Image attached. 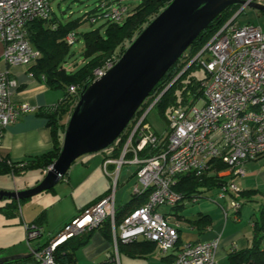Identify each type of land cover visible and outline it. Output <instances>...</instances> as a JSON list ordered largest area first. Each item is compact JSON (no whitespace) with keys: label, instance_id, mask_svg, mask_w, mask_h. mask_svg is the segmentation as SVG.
<instances>
[{"label":"built area","instance_id":"1","mask_svg":"<svg viewBox=\"0 0 264 264\" xmlns=\"http://www.w3.org/2000/svg\"><path fill=\"white\" fill-rule=\"evenodd\" d=\"M51 1L0 0V41L3 44L0 129L15 122L21 114L35 110L27 102L12 101V93L19 83L10 76L9 68L30 65L41 56L40 50L29 41L27 26L37 19H50ZM98 6L99 11L89 14L91 23L120 22L129 12L125 0H101ZM245 6L248 3L241 5L195 57L206 74L199 83L197 95L170 111L167 132H156L147 121L160 95L140 117L134 116L130 121L120 155L106 156L103 161L104 171L115 177L113 188L105 196L83 209L43 244L36 242L43 236L44 225L25 223L27 244L40 264H60L55 253L61 244L97 228L107 218L111 224L112 250L107 252L103 264H120L119 244L140 239L154 242L161 256L174 252L167 264L217 263L215 251L219 238L179 243V223L173 220L172 214L160 213L158 207L175 206L183 200V195L174 190L180 175L191 173L201 177L210 172L215 160L226 165L218 172L220 178H226L218 194L220 200L226 201L225 205L221 204L224 218H238L241 189L233 178L244 177L245 163L264 154V31L251 23H235ZM77 39L75 31L66 36L69 44ZM116 62L108 61L95 69L94 80ZM77 90V86L69 87L70 93ZM126 163L137 165L133 194L147 193L148 200L119 220L115 204L116 180ZM110 165H114L115 176L113 171L109 172Z\"/></svg>","mask_w":264,"mask_h":264},{"label":"trees","instance_id":"2","mask_svg":"<svg viewBox=\"0 0 264 264\" xmlns=\"http://www.w3.org/2000/svg\"><path fill=\"white\" fill-rule=\"evenodd\" d=\"M100 1L101 0H99V2ZM131 1L132 0H125L129 12L123 23L104 21L102 23L106 25L105 33H101L98 27L82 34L84 40V47L81 54L83 63L76 68H69L70 65H68L69 61L67 58L73 56L75 51L71 50L72 44L66 41V36L72 31L76 32V27L84 20H89V14L99 11L98 4L93 9L85 12L81 17L66 23L53 18L51 14L49 20L37 19L28 24L27 32L29 41L41 52V56L38 60L30 64L32 74L38 79L44 80L51 87L62 90L63 95L56 105L40 108L37 111L39 115L47 118V125L51 129L53 136V148L44 153L16 162L11 161L8 157L2 158L0 159V173H7L14 177L30 169L46 170L50 167L60 153L68 117L79 100L81 93L93 81L95 69L102 67L108 61H117L148 23L172 0H140L137 5H131ZM240 7V4L230 5L200 33L183 53L181 58L178 59L154 87L150 95L136 112V118L140 117L159 95V100L155 106L159 107L160 113L166 116V118L167 114L169 116L173 108L189 102L192 95H197L199 83L202 78H198L196 75H190L193 69L200 67V64L194 63L197 62L195 57L211 37L234 16ZM72 64L77 65L75 63ZM185 66L188 68L182 72ZM180 72H182L180 77L174 80ZM70 86H77V92L70 93ZM168 86L169 88L165 90ZM124 132L112 144L113 150L110 157L116 158L120 155L128 135L127 132ZM20 163L23 164L20 165ZM212 163L213 165L210 172L201 177L191 173L180 175L174 190L180 192L183 195V199L191 200L195 197H201L200 195L206 190L221 187L222 183L226 181V178H220L218 172L225 169L226 165L215 160L212 161ZM254 191L256 190H248L240 193L242 206V196L247 197ZM147 200V193L142 195L133 194L124 205L116 206L117 219L120 220L131 210L142 205ZM24 201H26V199L20 201L8 199L4 205H0V210L11 216L14 214L13 210H17ZM177 206L179 205H175V207ZM240 210L241 208L238 213ZM45 220L46 210H43L34 222L31 223L43 224ZM175 220L179 223L181 216L177 215ZM211 222V217L204 213H200L197 218L190 220L192 226L200 231L211 225ZM95 230H100L107 238L112 240L111 224L110 220L107 218L97 228L78 234L61 244L55 253V259L60 264H75L77 250L87 244ZM180 242L181 238L179 239V243ZM124 246L130 249V254L132 256H135L136 252H152L156 244L152 241L143 239L132 243H120L118 247L119 253ZM3 250L4 249L0 248V254L3 253ZM174 254L175 253L172 252L165 255L163 259L169 262L173 259ZM1 264L40 263L33 254L29 253L26 256L5 261ZM227 264H264V209H261L259 216L254 219L251 245L243 249H234L230 251L227 257Z\"/></svg>","mask_w":264,"mask_h":264},{"label":"water","instance_id":"3","mask_svg":"<svg viewBox=\"0 0 264 264\" xmlns=\"http://www.w3.org/2000/svg\"><path fill=\"white\" fill-rule=\"evenodd\" d=\"M246 3L264 12V4L255 0H172L117 62L81 93L68 118L60 153L39 183L23 190L0 189V200L20 201L51 190L79 157L111 146L200 33L230 5ZM26 255L2 256L0 264Z\"/></svg>","mask_w":264,"mask_h":264},{"label":"rangeland","instance_id":"4","mask_svg":"<svg viewBox=\"0 0 264 264\" xmlns=\"http://www.w3.org/2000/svg\"><path fill=\"white\" fill-rule=\"evenodd\" d=\"M264 3V0H259ZM99 0H52L51 1V10L52 17L57 20L66 23L70 20L81 17L85 12L93 9ZM140 0H132L131 5H137ZM125 18L119 23H123ZM237 25H244L247 23H251L259 27L262 31H264V12H261L253 7L245 6L241 13L237 16L236 22ZM100 28L101 33H105L106 25H103L102 22L98 23H90L89 20H84L78 27H76V32L78 33V39L71 45V50L75 51V54L71 57H68L69 68H76L83 63L82 51L84 47V40L82 34L84 32ZM184 61V60H183ZM193 61V60H192ZM191 61V62H192ZM190 62V63H191ZM75 63L77 65H73ZM196 64H200L199 61L194 62ZM72 64V65H71ZM106 64V63H105ZM195 64V67H196ZM104 66V65H103ZM188 67L182 70H186ZM180 72L177 76L182 74ZM205 69L202 65L197 67L191 71L190 75H196L198 78H203L205 76ZM180 77V76H179ZM178 77V78H179ZM177 78V77H176ZM175 78V79H176ZM174 79V80H175ZM173 80V81H174ZM94 81V79H93ZM169 87V86H168ZM69 118V117H68ZM168 114L163 116L160 113V109L158 106L150 109L147 121L151 124L154 130L160 134H165L168 130ZM113 150V145L105 148L104 150L88 153L81 157H79L73 164H78V168L75 169L73 185H77V183L82 186L79 187L80 192H90L96 184L103 185L108 187L111 185L114 186L115 177L109 176L103 169V159L105 155H111ZM72 164V165H73ZM136 164L126 163L122 165L117 180H116V190H115V198L116 205H124L128 200L132 197V190L134 183L136 182ZM250 170L247 172V176L244 179L238 180L236 184L238 187L244 188H259L254 191L252 194L258 196L257 201H252L248 204L244 205L243 209V217L245 220H249L250 216H252V210L258 207L261 204V200H264V175L260 174L261 170H264V156L253 160ZM71 170V168H70ZM69 170V172H70ZM109 172H112V169H109ZM37 171H28L24 175L29 178L35 177ZM22 175V176H24ZM22 176L17 175L13 178L12 175L7 173H0V189L5 190H16V187L21 183ZM68 176V175H67ZM67 176L64 177L62 181H60L55 186V192H43L37 194L26 201L23 202L21 206V210L25 216L30 215V217H34V215L39 213L44 208L48 209L50 214V218L52 221H55L59 216L61 210L64 209L67 202H69V197L65 195V186L67 185ZM113 176H115L113 171ZM70 187V191H71ZM69 191V194H70ZM221 192V187H216L215 189L206 190L202 193L198 198V200H181L177 207L171 206L169 204H162L158 207V211L160 213H168L172 214V218H177V215L181 216V227H182V237L186 238L189 236H193L196 234V231L193 230V226L190 223V220L195 219L199 216L200 213H209L213 214L219 213L222 214L223 217H220L217 221H222L224 223V213L221 208V204L225 205V200H220L218 198V194ZM7 200H0V205H4ZM250 210V211H249ZM18 213V212H17ZM47 213V212H46ZM215 216V215H214ZM216 219V218H214ZM13 221L16 224L8 226L7 223ZM215 222V221H214ZM232 222V219L231 221ZM24 223L21 222V215L16 214V217L11 219L8 217L2 210H0V248L3 250V255H23L29 254L30 249L27 244L26 239V231L24 232ZM21 230H23V237L21 238ZM100 231V230H99ZM112 244V242H111ZM157 253H159L158 247H156ZM0 254V255H1ZM32 254V253H31ZM80 258V257H79ZM121 263L122 264H140L139 260H135V258L129 257L124 253H120ZM157 259V258H156ZM217 261V258L215 256ZM158 260V259H157ZM154 259H148L147 262L151 264H158V261ZM79 264H89L86 262L84 258H80Z\"/></svg>","mask_w":264,"mask_h":264},{"label":"crops","instance_id":"5","mask_svg":"<svg viewBox=\"0 0 264 264\" xmlns=\"http://www.w3.org/2000/svg\"><path fill=\"white\" fill-rule=\"evenodd\" d=\"M3 52V44L0 41V56ZM2 67H5L4 64L1 63ZM30 65H15L9 68L10 76L14 77L19 85L12 93V101L15 103L27 102L35 107L34 111L26 112L20 115V117L13 123L9 124L7 127L0 129V159L8 157L11 161H21L28 157L44 153L53 148V136L51 129L47 125V118L39 115L37 111L40 108H46L49 106L56 105L62 98L63 92L58 88L51 87L44 80H40L35 77L30 69ZM110 156V155H105ZM261 155L259 158L263 157ZM104 157V158H105ZM258 158V159H259ZM104 161V159H103ZM253 160H250L245 163L246 175L244 177H238L234 179L236 183L238 180L244 179L247 176V172L250 170ZM103 165V164H102ZM71 170L66 173L64 177L67 175V185L65 186V196L69 197V202H67L66 206L63 210L59 211L60 214L55 221H52L50 218V214L47 208L46 210V220L43 222L44 225V233L40 238L37 244H43L48 241L52 236L58 234L66 223L70 222L74 217H76L83 209L94 204L100 198L105 196L109 190L111 189V185L105 187L103 185L96 184L95 187L88 192H80L79 187L81 184L77 183V185H73V180L75 177L74 171L78 168V164L71 165ZM109 169L114 170V165H110ZM37 171L38 173L33 178H27L25 173L28 171ZM25 173L21 174L22 176L21 183L16 187V190H23L29 187H32L39 183V181L44 177L45 172L42 169H30ZM260 174L264 175V170L262 169ZM110 176V175H109ZM15 177V176H14ZM13 177V178H14ZM61 179V181L64 179ZM76 178V177H75ZM70 187L72 188L70 191ZM241 192H245L248 190H258L259 188H242L240 187ZM54 191L55 188L45 191ZM70 191V194H69ZM43 193V192H42ZM133 195V190H132ZM243 198V206L241 207L240 212L238 213V218H229L225 220L224 223L222 221H217L220 217H223L222 214L219 213L213 214L212 212L204 213L211 217L212 222L204 230H199L193 226V230L196 231V234L193 236H189L186 238L182 237V227L179 221V235L181 241L193 240V241H207L214 238H219L218 246L215 251V256L217 258V264H227V257L230 251L239 250L246 247H249L252 242L253 237V225L254 219H256L261 209H264V200L262 199L258 210L256 207L252 210V216H250L249 220H245L243 217V209L244 205L248 204L252 201H257L258 196L253 195L252 193L249 196H242ZM29 199V198H28ZM8 200V199H3ZM27 200V199H26ZM245 202V203H244ZM6 203V202H5ZM4 203V204H5ZM23 204V203H22ZM22 204L18 207V209H14L11 216V219L16 217V214L21 215V222L31 223L38 217V215L43 211L41 210L34 217H30V215L25 216L21 210ZM116 204V198H115ZM118 206V205H116ZM120 206V205H119ZM250 211V210H249ZM18 212V213H17ZM215 215V216H214ZM216 218V219H214ZM232 219V222H230ZM174 220V219H173ZM215 221V222H214ZM16 224L13 221L7 223L8 226ZM25 229V228H24ZM26 230H24L25 232ZM20 237H23V230H21ZM112 240L107 238L101 231L95 230L87 244L80 247L76 252V262L75 264H79L80 258H84L89 264H103L107 252L112 250ZM157 246H155L154 250L150 253H135V256L130 254V249L127 247H123L120 253H124L129 257L135 258V260H139L140 264H151L146 260L154 259L158 261V264H167V260L163 259L164 256H161L157 253ZM119 253V258H120ZM5 256L3 254L0 257ZM80 257V258H79ZM157 258V259H156ZM120 264L121 258H120Z\"/></svg>","mask_w":264,"mask_h":264}]
</instances>
